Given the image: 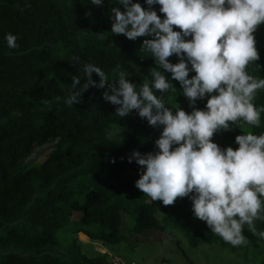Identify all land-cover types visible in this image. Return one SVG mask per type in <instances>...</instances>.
Segmentation results:
<instances>
[{"label": "trees", "instance_id": "1", "mask_svg": "<svg viewBox=\"0 0 264 264\" xmlns=\"http://www.w3.org/2000/svg\"><path fill=\"white\" fill-rule=\"evenodd\" d=\"M133 2L148 7L144 0ZM113 7L123 11L115 0L100 6L90 0H0V264H112L109 249L125 241V232L131 236L153 228L180 229L191 248L215 239L193 216L188 197L163 205L135 187L142 169L127 157L134 150L158 151L162 126L148 125L135 110L117 116L118 106L102 98L105 89L89 87L78 103L65 102L72 77L82 76L85 63L100 67L110 80L117 65L135 85L151 79L157 66L139 51L151 37L132 41L112 34ZM159 7L152 9L163 19ZM6 33L17 37L18 48L7 47ZM253 35L259 59L246 71L264 78V24ZM168 60L178 62L175 55ZM92 79L99 78L93 73ZM171 83L176 94L168 96L167 106L191 112L179 82ZM206 100L194 106L203 109ZM254 103L264 105V90ZM231 127L211 138L221 149L235 150V137L246 131L264 133V113L259 128ZM254 223L264 231V221ZM243 234L245 245L234 247L220 237L219 244L232 253L262 256L264 264V239L246 226ZM85 243L107 252L90 255Z\"/></svg>", "mask_w": 264, "mask_h": 264}, {"label": "clouds", "instance_id": "2", "mask_svg": "<svg viewBox=\"0 0 264 264\" xmlns=\"http://www.w3.org/2000/svg\"><path fill=\"white\" fill-rule=\"evenodd\" d=\"M102 2L90 0L95 6ZM144 2L148 7L133 0H115L123 11L111 8L110 31L132 41L151 37L142 41L139 50L157 66L150 70L151 79L135 85L117 65L112 69L115 78L110 80L100 67L85 63L82 76L72 77L65 102L78 103L89 87L105 89L102 98L118 106L117 116L135 110L148 125L162 126L155 140L158 151L141 154L134 150L127 157L142 169L135 187L163 205L188 197L193 216L234 247L247 244L245 226L264 239V231L258 232L254 223L264 221V133L237 135L235 150L221 149L211 139L214 133L231 130L238 123L261 126L264 105L256 106L254 101L257 92L264 90V78L246 69L259 59L253 33L264 24V0ZM153 5L160 6L163 19ZM4 39L9 49L18 48L14 34L6 33ZM173 55L177 63L169 62ZM73 61L79 63V58ZM165 72L171 74L170 79ZM190 72L194 75L189 78ZM93 73L98 82L92 79ZM171 80L179 82L191 112L176 104L167 106L168 96L176 94ZM206 96L204 108L197 109L196 102Z\"/></svg>", "mask_w": 264, "mask_h": 264}, {"label": "rangeland", "instance_id": "3", "mask_svg": "<svg viewBox=\"0 0 264 264\" xmlns=\"http://www.w3.org/2000/svg\"><path fill=\"white\" fill-rule=\"evenodd\" d=\"M124 235L125 241L109 249V253L115 259L132 260L137 264H260L262 260V256L253 258L251 253H232L222 248L217 235H214L212 244L197 248L186 244L184 234L178 228H153L137 235L129 236L126 232ZM84 247L85 252L90 255L104 250L103 247L90 243Z\"/></svg>", "mask_w": 264, "mask_h": 264}, {"label": "built area", "instance_id": "4", "mask_svg": "<svg viewBox=\"0 0 264 264\" xmlns=\"http://www.w3.org/2000/svg\"><path fill=\"white\" fill-rule=\"evenodd\" d=\"M106 252L107 251L105 249L99 251V253H101V254H106ZM112 264H136V262H134V261L126 262V261H123V260H120V259H114Z\"/></svg>", "mask_w": 264, "mask_h": 264}]
</instances>
